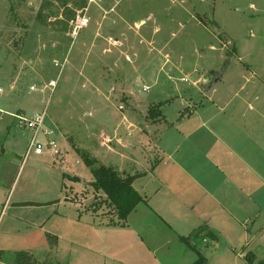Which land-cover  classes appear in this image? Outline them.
I'll list each match as a JSON object with an SVG mask.
<instances>
[{"label": "rangeland", "instance_id": "374dc122", "mask_svg": "<svg viewBox=\"0 0 264 264\" xmlns=\"http://www.w3.org/2000/svg\"><path fill=\"white\" fill-rule=\"evenodd\" d=\"M78 4L85 6L83 12H76ZM214 10L229 34L215 23ZM77 21L84 25L74 35ZM211 47L225 56L215 67L211 57L220 55ZM218 71L224 78L216 88L226 101L232 99L230 110L242 105L252 135H264V0H0V202L28 191L43 197L48 188L47 181L36 177L34 162L53 159L32 155L23 163L30 134L19 128L17 114L34 118L46 111V126L57 131L55 138L111 135L120 119L119 94L123 102H138L143 114L131 115L139 130L150 120L146 118L158 119L149 106L166 95L170 101L180 95L206 104L192 84L204 91ZM101 77L119 92L101 93ZM242 87V94L246 89L256 95L252 106L261 114L257 120L236 98ZM181 110L177 102L164 113L173 122ZM125 111L129 116L131 110ZM88 192L94 202L85 208L98 207L106 223H115L114 209L92 189L73 198L83 204ZM255 195L264 200V188ZM8 204L0 205V232L10 217ZM263 221L264 212L258 222ZM217 249L208 252L210 264H246L235 253L221 256L225 249ZM249 249L264 260V233L254 237ZM159 256L161 264H182L179 252Z\"/></svg>", "mask_w": 264, "mask_h": 264}, {"label": "crops", "instance_id": "0c3cea01", "mask_svg": "<svg viewBox=\"0 0 264 264\" xmlns=\"http://www.w3.org/2000/svg\"><path fill=\"white\" fill-rule=\"evenodd\" d=\"M84 7L78 4L75 10L83 12ZM250 7L256 8L254 4ZM215 13V23L228 33ZM57 47L54 42L53 48ZM211 50L220 55L211 57L215 67L225 56L222 49ZM165 69L161 67V72ZM155 76V84L160 85L159 75ZM223 78L224 73L218 71L204 91L192 84L196 97L207 99L206 104L180 95L176 100L170 101L166 95V100L152 102L149 111L159 117L146 118L150 120L139 130L131 115L143 114L138 102L129 98L123 102L118 94L120 119L111 135H56L63 157L34 162L36 177L48 182L45 195L33 196L28 191L0 202L4 208L9 203L10 212L0 232V264H14L15 253L20 251L31 253L39 263L58 264H161L159 253L179 252L180 263L194 264L198 256L184 238L201 227L218 238H207L198 246L208 264V252L217 248L225 249L221 256L235 253L247 264L251 242L264 233V221L258 222L264 200L255 195L264 188V135H252L242 105L230 110L232 99L226 101L216 88ZM104 79L101 93L119 92ZM242 89L236 98L248 105L257 120L261 114L252 106L256 95L246 89L242 94ZM177 102L184 110L172 122L164 112ZM126 108L134 113L128 116ZM186 108L190 112L185 114ZM98 123L103 124L102 117ZM84 155L124 179L134 178L132 187L143 201L123 224H116L117 220L106 223L98 207L85 208L94 202L91 190L83 204L73 198L92 189L106 203L104 192L93 187L94 176Z\"/></svg>", "mask_w": 264, "mask_h": 264}, {"label": "trees", "instance_id": "16d2710c", "mask_svg": "<svg viewBox=\"0 0 264 264\" xmlns=\"http://www.w3.org/2000/svg\"><path fill=\"white\" fill-rule=\"evenodd\" d=\"M86 164L90 167L94 176L93 187L96 191L104 192L106 196V204L114 209L117 214L116 224H123L128 216L138 207L143 201L142 197L133 189V177L126 179L122 178L118 172L112 168L98 166L96 159L83 156ZM206 232V233H205ZM50 240L53 238L49 237ZM213 238L204 227H201L194 234L188 238H184V242L197 254L198 260L194 264H208L205 257L201 254L198 246L206 240ZM247 264H264V260H258L253 253H247L245 256ZM14 264H58V263H39L35 257L25 251L15 253Z\"/></svg>", "mask_w": 264, "mask_h": 264}, {"label": "built area", "instance_id": "2783aa9c", "mask_svg": "<svg viewBox=\"0 0 264 264\" xmlns=\"http://www.w3.org/2000/svg\"><path fill=\"white\" fill-rule=\"evenodd\" d=\"M83 25V22L78 24L77 21V24L73 26V34L75 35L77 30ZM31 90H35L34 87ZM144 91H149V88L145 87ZM2 94L3 90L0 88V96ZM14 118L18 122L19 128L30 134L23 163L32 155L36 157L48 156L53 160H59L63 157L64 151L61 149L58 139L55 138L54 130L46 127V111L37 114L34 118H27L23 114H17Z\"/></svg>", "mask_w": 264, "mask_h": 264}]
</instances>
